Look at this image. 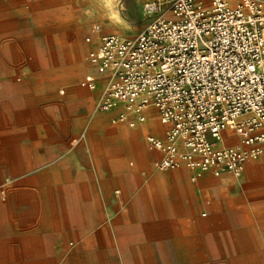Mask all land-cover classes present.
Listing matches in <instances>:
<instances>
[{"label": "crops", "instance_id": "crops-1", "mask_svg": "<svg viewBox=\"0 0 264 264\" xmlns=\"http://www.w3.org/2000/svg\"><path fill=\"white\" fill-rule=\"evenodd\" d=\"M92 75L98 86L108 85V72L94 68ZM102 98H60L43 111L45 139L30 142V153L24 145L13 146L7 158L10 162L15 150H24L20 171L34 168L24 182L38 183V195L30 197H54L71 214L82 215L86 224L76 221L69 229L86 236L0 238V264H264V185L246 190L244 204L221 201L208 221L190 222L184 174L175 172L189 173L192 184L220 180L222 189H237L242 177L206 174L193 183L185 167L156 170L162 154L147 137L164 139L168 128L157 111L150 109L146 122L132 128L115 122L124 113L122 106L99 110ZM53 136L54 141L46 139ZM250 167L261 171L254 176L264 178V161ZM99 195L105 205H97ZM98 212L103 217L95 224L91 218Z\"/></svg>", "mask_w": 264, "mask_h": 264}, {"label": "built area", "instance_id": "built-area-1", "mask_svg": "<svg viewBox=\"0 0 264 264\" xmlns=\"http://www.w3.org/2000/svg\"><path fill=\"white\" fill-rule=\"evenodd\" d=\"M144 13L157 18L136 39L108 35L88 53L110 74L99 109L122 106L115 122L132 128L157 111L168 127L164 139L147 137L158 171L185 167L193 183L242 177L264 155V0H152ZM81 87L98 82L87 75Z\"/></svg>", "mask_w": 264, "mask_h": 264}, {"label": "rangeland", "instance_id": "rangeland-1", "mask_svg": "<svg viewBox=\"0 0 264 264\" xmlns=\"http://www.w3.org/2000/svg\"><path fill=\"white\" fill-rule=\"evenodd\" d=\"M150 1L122 0V15L133 25L132 30H126L109 22L98 6L99 0H0V238L86 236L69 229L76 221L81 226L86 224L82 215L71 214L54 197H30L38 195L34 192L38 183L24 182L34 170L31 167L20 171L19 159L24 150H15L14 153L19 152L10 162L7 158L11 157L13 146L24 145L25 152L30 153V142L45 139L43 127L47 121L43 111L52 109L60 98L104 96L108 85L99 84L95 92L81 87L85 76L92 75L95 68L88 53L105 36L136 39L143 34L157 18L145 16L144 6ZM200 1L208 5V0ZM226 1L234 5L239 0ZM86 9L92 10V16L85 15ZM88 38L91 44L86 42ZM53 137L46 139L54 141L57 136ZM227 144H232V139ZM31 157L37 158V153ZM262 161L264 155L249 163L237 180V189H222L220 180L211 177L207 182L204 179L200 184H192L188 181L189 173L175 172L179 176L184 174L180 178L185 180L189 195L190 222L208 221L214 206L221 201L244 204L246 190L264 185L263 176L253 175L261 171L250 167ZM96 203L105 205L106 198L99 195ZM203 214L207 217L203 218ZM102 217V213H94L91 221L100 224ZM101 234L100 230L96 232L99 237Z\"/></svg>", "mask_w": 264, "mask_h": 264}, {"label": "clouds", "instance_id": "clouds-1", "mask_svg": "<svg viewBox=\"0 0 264 264\" xmlns=\"http://www.w3.org/2000/svg\"><path fill=\"white\" fill-rule=\"evenodd\" d=\"M106 15V18L114 26H122L126 30H132L133 25L126 20L121 12L122 0H99L98 5ZM92 10L86 9L85 15L92 16Z\"/></svg>", "mask_w": 264, "mask_h": 264}, {"label": "bare ground", "instance_id": "bare-ground-1", "mask_svg": "<svg viewBox=\"0 0 264 264\" xmlns=\"http://www.w3.org/2000/svg\"><path fill=\"white\" fill-rule=\"evenodd\" d=\"M76 43V42H75ZM79 45V44H78ZM230 139H232V143H235V140L233 139V138H226L225 139V142L227 143V141L228 140H230ZM139 146V145H138ZM137 146V147H138ZM142 148V147H141ZM253 161H256V160H249L247 163H246V165L249 163V162H253ZM245 168H246V166H245ZM161 183V182H160ZM162 187V186H161ZM165 188V187H164ZM18 191V190H17ZM164 191V190H163ZM17 196V195H16ZM22 196H23V194H22ZM28 196V195H27ZM21 197H19V199H20ZM24 198V197H23ZM16 199V198H15ZM149 203V202H148ZM147 204V203H146ZM11 208V207H10ZM2 209V207H1V204H0V210ZM12 211V210H11ZM3 216V215H2ZM5 219V218H4ZM3 219V220H4ZM104 237V236H103ZM205 237V236H204Z\"/></svg>", "mask_w": 264, "mask_h": 264}]
</instances>
